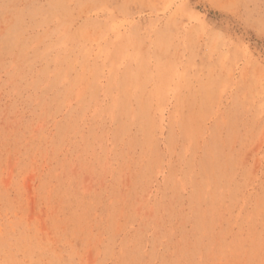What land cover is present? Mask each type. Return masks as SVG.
<instances>
[{"label": "rangeland", "instance_id": "rangeland-1", "mask_svg": "<svg viewBox=\"0 0 264 264\" xmlns=\"http://www.w3.org/2000/svg\"><path fill=\"white\" fill-rule=\"evenodd\" d=\"M0 264H264V0H0Z\"/></svg>", "mask_w": 264, "mask_h": 264}]
</instances>
